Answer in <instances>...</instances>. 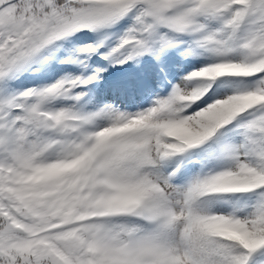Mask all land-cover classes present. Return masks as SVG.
I'll list each match as a JSON object with an SVG mask.
<instances>
[{"label":"snow or ice","instance_id":"6c2138e0","mask_svg":"<svg viewBox=\"0 0 264 264\" xmlns=\"http://www.w3.org/2000/svg\"><path fill=\"white\" fill-rule=\"evenodd\" d=\"M125 18L131 24L104 59H159L190 36L209 66L135 113L76 108L85 95L76 89L100 70L11 93L10 81L45 63L57 42ZM101 44L75 51L90 55ZM222 69L258 75L201 122L183 97L212 87L195 107L207 104L215 85L194 76ZM58 98L75 103L55 108ZM98 119L107 126L97 128ZM230 122L238 143L219 141ZM198 145L206 160L226 165L175 183ZM53 161L71 167L50 174ZM247 193L243 212L201 207L208 194ZM0 264H264V0H0Z\"/></svg>","mask_w":264,"mask_h":264},{"label":"bare ground","instance_id":"6f19581e","mask_svg":"<svg viewBox=\"0 0 264 264\" xmlns=\"http://www.w3.org/2000/svg\"><path fill=\"white\" fill-rule=\"evenodd\" d=\"M120 25L121 23H117L110 29L108 38L94 53L91 63L87 66H81L79 68L78 64L75 62L68 66H60L55 57L49 56V59L42 65H34L32 70L21 74L16 79H13L11 82L18 80V89H11L12 93L23 91L28 88H38L50 85L61 79L62 74H70L71 76H81L86 78L87 76L95 73L97 70H100L98 80L87 85H82L76 89L77 92L85 93L81 101L76 103L77 109L85 112H91L90 109L94 108L102 101L111 102L120 108H126V110H129L124 111L126 113L142 111V107L150 106L155 99H151L146 96V89H137L135 86H131L130 84H125L120 87L115 85V81L117 82L119 80L118 78H120V74H125L124 70L128 67V63L126 62L120 64L104 59L105 54H107L110 49L116 45L120 35L123 33ZM71 38L73 40L75 39L77 43H79L84 40L86 41L89 38V33L79 31L72 34L70 36V39ZM70 39L64 38L63 41L70 48H72L74 47V44ZM80 45L82 44H78L76 46L79 47ZM45 55L47 54L45 53ZM130 63L131 62H129V64ZM100 68L106 71L104 72ZM86 88L88 89V92L85 91ZM148 89L151 90V88ZM74 103L75 102L68 99L58 98L53 102V105H58L54 107L60 108L71 106ZM104 124L107 126V120L105 119H98L96 121L97 128L104 127Z\"/></svg>","mask_w":264,"mask_h":264},{"label":"rangeland","instance_id":"374dc122","mask_svg":"<svg viewBox=\"0 0 264 264\" xmlns=\"http://www.w3.org/2000/svg\"><path fill=\"white\" fill-rule=\"evenodd\" d=\"M124 21V22H123ZM118 23H121L120 28L122 30V32L125 31V29L131 24V21L128 18L122 19L121 21H119ZM114 26V25H113ZM112 26V27H113ZM106 28V29H101V31H97V32H93V31H89V30H82L81 32L84 33H89V38L85 41L79 42L77 43V41L74 39H70V36L67 37L68 39H70L72 41V43L74 44V47L70 48L64 41L63 39L59 42H57V46L56 49L54 51L51 52V54L46 53L49 56H53L56 58V60L58 61L60 66H68L71 63L74 62H69L70 58L71 60H76V61H81L80 63H77L79 68L81 66H87L89 63H91V60L93 59L94 53L87 55L84 53H77L75 50L86 45V44H92L95 45L96 43L102 41V44H104V42L106 41V39L108 38V33L110 31V29L112 28ZM78 44H82L79 47H77L76 45ZM101 44V45H102ZM98 50V49H97ZM96 50V51H97ZM153 60V59H152ZM152 60H149V63L151 64V67H149V72L148 74H137V75H133L130 72V69L132 68V65L135 64L136 60L135 57L131 60H128V67L124 70V72L126 73L125 76H127V78L125 79H120L116 82L115 81V85L117 87H120L122 85L125 84H130L131 86H135L137 89L138 88H142V89H146V96L148 98L151 99H157V98H164L167 97V95L171 92L172 86L174 84H178L181 81V78L185 75H187L188 73L194 71V70H199L202 67L205 66H209V62H206L203 66L197 65V63H194L192 61H182L180 58L176 59V65H175V74L170 73V76L168 77L166 74L169 72L165 71L162 69V71H157V68L155 65H157L158 63H153ZM61 61H64L63 63ZM129 62H131L129 64ZM102 69V68H100ZM104 72L106 70L102 69ZM221 71H224V69H222ZM74 72V71H73ZM129 73V75H128ZM70 75V74H69ZM78 75V73H77ZM118 75V74H117ZM66 76V74H62L61 78ZM207 80V79H205ZM213 85H215V93L213 94V98L209 99L207 101V104H211L213 102H215L216 100L219 99H224L227 97V95H233L236 94L233 92L232 88L234 85H224V86H218L217 83H215L214 79H211ZM10 91L11 89H18V80H15L14 82L10 81ZM151 88V90H149L148 88ZM90 90V87H89ZM85 91L88 92V89L86 88ZM213 89L212 87H209L207 90H205L204 94L195 102L191 103L189 108L186 109L185 111L188 114H192L193 111H198L200 109H202L203 107H205L207 104H203L201 105L200 109H197L195 107V105L200 104L201 100H203L206 96H208V94L210 92H212ZM12 93V91H11ZM154 94V95H153ZM154 100V101H155ZM153 101V100H152ZM154 101L150 104V106L153 105ZM105 105H110L112 108L119 110L120 112H124V111H129L126 110V108H120L117 105L112 104L111 102H106V101H102L99 102L94 108L90 109L91 112L97 111L100 108L104 107ZM53 106H58V105H53ZM150 106H144L142 107V109H146ZM132 111V110H130ZM108 123V122H107ZM104 126H106V124H104ZM183 170L186 173L187 176V180L182 181V180H178L177 176L175 177V183L179 184V185H183L186 184L190 179H192L193 177H195L196 175H198V170H199V164L197 162H195L192 158V156H190L187 160H185L183 162ZM232 198L228 197L225 200H219L216 202V204L209 208L207 205H203L201 203V207L202 208H206L208 210H210L212 212V214H223L226 211H231L232 210ZM247 207L243 210H241V212L246 211Z\"/></svg>","mask_w":264,"mask_h":264},{"label":"trees","instance_id":"16d2710c","mask_svg":"<svg viewBox=\"0 0 264 264\" xmlns=\"http://www.w3.org/2000/svg\"><path fill=\"white\" fill-rule=\"evenodd\" d=\"M101 30H99L100 32ZM180 43H178L175 47L166 49L163 51L159 59L169 68L170 73L175 74V65L176 59L180 58L182 61H192L197 63V65L203 66L206 62H210L209 54L204 53L202 49L194 48L192 38L190 36H181ZM191 52L192 54H188ZM149 58H156L152 54H144L142 56L136 57V62L134 66V72H131L133 75L139 74H148L149 67L151 64L149 63ZM157 59V58H156ZM153 64V63H152ZM258 74H253L249 77H238L231 76L225 74L224 76H220L216 78V81H220L221 83L217 84L218 86L224 85H237L240 83L251 84L257 78ZM243 115V114H238ZM223 131V135L219 137V141L222 143H238L240 141V136L238 135V129H236V125L234 122H230L228 126H222L221 130ZM216 139V134L212 138H209V141H213ZM209 142H205L207 144ZM204 145L195 146L192 150V158L194 161L199 164L198 174L202 172H207L213 169H219L226 165V161H217V160H206L205 153L201 151ZM178 180L185 181L187 180V176L183 168H180L179 173L177 174ZM223 195L226 198H232V205L240 208L241 210L245 209L248 204L251 202V194H208V196L201 198L202 204L207 205L209 208L213 207L217 201L219 200H210V196Z\"/></svg>","mask_w":264,"mask_h":264},{"label":"clouds","instance_id":"9594fccd","mask_svg":"<svg viewBox=\"0 0 264 264\" xmlns=\"http://www.w3.org/2000/svg\"><path fill=\"white\" fill-rule=\"evenodd\" d=\"M222 73L225 75V74H228V75H234V74H237V72L235 70H232V71H222ZM216 77H219V76H211V75H207V74H204V73H198L194 76L195 79H202V80H205V79H214ZM190 92H195L197 91V89H190L189 90ZM203 94L197 96V95H189V96H186V97H183L184 100L186 101H190L191 103L195 102L196 100H198ZM236 101H239V100H244V99H248V97H235L234 98ZM230 103V99L229 97H226L222 100H216L215 102L209 104V105H206L204 108L200 109L197 111V113H193L192 115L193 116H197L201 113H203V115L200 117V120L201 122L203 121H210L212 119L215 118V112L219 109H222V108H225L229 105ZM206 109L210 110V111H205ZM194 125L199 127L201 126L200 123L198 122H194ZM107 134V132L105 130H102L101 132V135H105ZM53 169L51 170V173L50 174H55L56 172L58 171H61L63 170L65 167H71V166H64V165H59V164H56L55 161H53Z\"/></svg>","mask_w":264,"mask_h":264}]
</instances>
